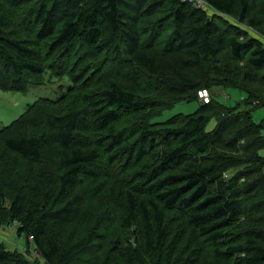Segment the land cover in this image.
<instances>
[{"label": "trees", "instance_id": "obj_1", "mask_svg": "<svg viewBox=\"0 0 264 264\" xmlns=\"http://www.w3.org/2000/svg\"><path fill=\"white\" fill-rule=\"evenodd\" d=\"M205 2L0 0V89L71 82L0 128V226L39 253L0 240V264H82L103 241L106 264H264V0Z\"/></svg>", "mask_w": 264, "mask_h": 264}, {"label": "rangeland", "instance_id": "obj_2", "mask_svg": "<svg viewBox=\"0 0 264 264\" xmlns=\"http://www.w3.org/2000/svg\"><path fill=\"white\" fill-rule=\"evenodd\" d=\"M243 27H247L246 24H242ZM256 30V29H255ZM250 29V34L258 38L262 37L264 40V34L259 31ZM36 81H43L40 84H32L29 86L26 92L19 91H4L0 89V128L10 125L14 122L25 110L32 105L39 98H59L70 86L71 82L68 78L60 80L56 77H50V72L47 73L43 78H37ZM218 92V99L227 106H236V104L242 100L243 92L237 88H213L212 91ZM201 101L191 100V101H181L175 103L172 107L158 112L152 118L153 123L166 122L171 117L179 114H190L198 110L201 106ZM253 117L256 121L261 122L264 120V106L257 107L253 109ZM217 122L213 119L208 129L212 130L215 128ZM111 183L114 176L112 174L108 177L103 178V180ZM102 180V181H103ZM112 186V183L110 184ZM88 230V227L82 225L75 230V227L69 228V235H74L79 237ZM0 240L4 241L10 249H20L25 252L28 251L29 257L38 258L39 253L36 247L31 244V246L26 243V237L19 236L17 233V223L13 222L11 224H4L0 226ZM98 243V242H97ZM100 246V248H98ZM92 254L86 253L82 258V264H106L107 256L110 252V245L101 242V244L96 245L92 249Z\"/></svg>", "mask_w": 264, "mask_h": 264}, {"label": "built area", "instance_id": "obj_3", "mask_svg": "<svg viewBox=\"0 0 264 264\" xmlns=\"http://www.w3.org/2000/svg\"><path fill=\"white\" fill-rule=\"evenodd\" d=\"M187 1H191L195 4V6L199 7V8H204V9H208V5L205 2V0H187ZM198 99L202 102V103H208L211 100V94L210 91L207 88H202L198 91Z\"/></svg>", "mask_w": 264, "mask_h": 264}]
</instances>
